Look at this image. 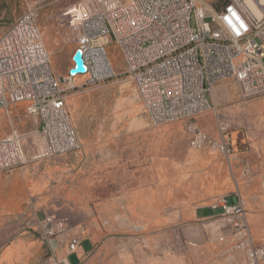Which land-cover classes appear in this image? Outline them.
<instances>
[{
	"label": "built area",
	"instance_id": "1",
	"mask_svg": "<svg viewBox=\"0 0 264 264\" xmlns=\"http://www.w3.org/2000/svg\"><path fill=\"white\" fill-rule=\"evenodd\" d=\"M55 20L82 49L85 72L56 73L33 8L0 34V108L26 102L38 122L29 132L15 130L0 138V171L81 147L68 100L78 78L96 87L118 75L108 51L112 43L156 122L180 121L209 110L216 82L232 79L244 98L264 94V0H228L218 9L201 0H77ZM217 125L218 139L191 125V147L235 153L231 123L218 115ZM212 207L221 208L219 221L233 236L227 251L243 249L248 264H263L264 245L254 243L243 203L230 202L223 194ZM39 224L52 247L53 239L71 227L56 213ZM81 239L71 236L68 250L76 251ZM46 264L70 262L51 252Z\"/></svg>",
	"mask_w": 264,
	"mask_h": 264
},
{
	"label": "rangeland",
	"instance_id": "2",
	"mask_svg": "<svg viewBox=\"0 0 264 264\" xmlns=\"http://www.w3.org/2000/svg\"><path fill=\"white\" fill-rule=\"evenodd\" d=\"M76 1L0 0V34L11 25L6 23L12 16L16 19L30 8L35 9L52 66L58 75L67 74L75 65L73 54L78 44L71 32L57 26L55 16ZM201 1L218 9L228 0ZM108 51L118 75L111 82L96 87L87 86L85 77H80L76 80L77 90L68 100L81 147L73 152L21 165L35 167L32 171L34 184L30 182L19 186L16 178L11 176L12 170L0 171V194L8 199H22L24 192L21 191L26 190V199L22 200L20 209L8 208L4 211L5 215L14 217L12 221L0 224V232L11 237L19 229L28 226L35 212L44 209L49 214L61 212L59 215L64 217L69 214L80 216L88 208L94 211L97 198L112 199L113 194L121 195L134 190L139 192L145 188L153 192L159 187L156 182L162 171L167 172L165 176L169 178V187H176L177 178L183 172L185 178L194 172L192 178L185 182L186 188L199 187L195 182L199 169L207 165V172L210 157L216 155L208 152L209 148L191 147V125H198L218 139L217 117L222 113L232 121L233 136L237 133L247 135L249 132L256 136L264 133V94L244 98L232 79L214 83L212 90L220 85L222 93L214 95L216 105L209 110L180 121H154L135 83L127 76L120 49L112 43ZM37 127L38 122L27 112L26 102L0 108V138L11 135L15 130L26 133ZM52 193L53 200L44 202V197ZM50 203H58L56 209L46 206ZM250 230L254 243L264 245V233L253 232L251 226ZM222 235L225 236L224 240L220 238ZM168 238L185 253L206 246L212 240L223 242L228 246L223 258L229 255L236 260L234 264H248L243 249L228 253L227 249L234 239L219 220L204 226L170 227ZM4 240L0 237V247ZM207 250L212 249L207 247ZM218 253L222 252L219 250Z\"/></svg>",
	"mask_w": 264,
	"mask_h": 264
},
{
	"label": "crops",
	"instance_id": "3",
	"mask_svg": "<svg viewBox=\"0 0 264 264\" xmlns=\"http://www.w3.org/2000/svg\"><path fill=\"white\" fill-rule=\"evenodd\" d=\"M14 19L12 16L6 25L17 18ZM212 91L209 98L213 106L216 105L214 95L222 93V87L218 85ZM221 117L233 126L226 115L222 113ZM234 140L237 149L231 155L204 148L216 156L210 157L207 172V165L199 169L195 181L199 187L186 188L185 182L194 172L187 178L183 172L177 178L176 187H169L167 172L162 171L156 182L159 187L153 192L145 188L139 192L113 194L112 199L97 198L94 211L88 208L80 216H65L71 227L53 239V247L43 239V228L39 224L49 212L45 209L35 212L32 228L23 227L11 237L0 232V237L5 239L0 247V264H46L51 252L68 259L70 264H234L233 256L222 257L228 247L223 242L212 240L206 246L185 253L168 238L170 227L204 226L219 220L221 208H213L212 202L223 194L230 202H242L252 231L264 233V133L259 136L237 133ZM34 169L19 166L12 169L11 176L19 186L34 184ZM35 185L38 187L37 183ZM21 192H24L22 199H8L0 194V224L13 220L14 216L5 215L4 211L20 209L22 200L26 199V190ZM52 195L54 193L45 196L43 201H52ZM57 205L46 206L56 209ZM73 235H81V244L76 251H69ZM219 250L222 253H218Z\"/></svg>",
	"mask_w": 264,
	"mask_h": 264
},
{
	"label": "water",
	"instance_id": "4",
	"mask_svg": "<svg viewBox=\"0 0 264 264\" xmlns=\"http://www.w3.org/2000/svg\"><path fill=\"white\" fill-rule=\"evenodd\" d=\"M74 67L70 69L71 73L85 72L87 66L83 57V51L81 48H77L73 54Z\"/></svg>",
	"mask_w": 264,
	"mask_h": 264
}]
</instances>
